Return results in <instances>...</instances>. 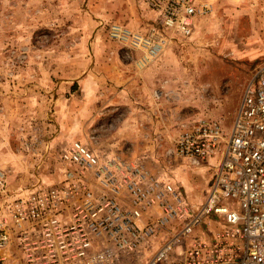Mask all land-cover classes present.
<instances>
[{"label":"rangeland","instance_id":"rangeland-1","mask_svg":"<svg viewBox=\"0 0 264 264\" xmlns=\"http://www.w3.org/2000/svg\"><path fill=\"white\" fill-rule=\"evenodd\" d=\"M192 36L158 54L112 38L145 34L155 13L139 0H0V171L14 194L59 177L56 156L80 139L121 152L204 200L209 167L178 158L175 138L197 116L233 123L264 61V0H202ZM198 232V231H197ZM152 250L115 264H144Z\"/></svg>","mask_w":264,"mask_h":264},{"label":"built area","instance_id":"built-area-1","mask_svg":"<svg viewBox=\"0 0 264 264\" xmlns=\"http://www.w3.org/2000/svg\"><path fill=\"white\" fill-rule=\"evenodd\" d=\"M156 15L145 34L114 22L119 42L160 53L193 35L202 0H139ZM173 153L213 177L201 202L121 152L77 139L58 152L59 177L10 193L0 171V264H264V61L244 87L233 123L197 116ZM198 231V232H197Z\"/></svg>","mask_w":264,"mask_h":264}]
</instances>
